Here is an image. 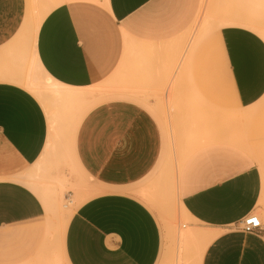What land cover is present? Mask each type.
Here are the masks:
<instances>
[{"label": "crops", "instance_id": "obj_1", "mask_svg": "<svg viewBox=\"0 0 264 264\" xmlns=\"http://www.w3.org/2000/svg\"><path fill=\"white\" fill-rule=\"evenodd\" d=\"M200 6L0 0V264H56L58 257L63 264L158 262L164 229L148 196L155 195L149 189L167 138L138 100H177L179 120L195 126L212 125L220 108L243 118L257 110L262 133L264 41L239 26L203 35ZM33 9L49 11L32 47L17 33ZM34 57L58 84L81 92L78 102L89 101L68 138L73 160L97 191L63 222L48 195L60 176L50 171L56 130L46 108L10 77ZM219 92L229 100H219ZM99 100L106 101L93 106ZM205 130L174 182L187 217L210 234L199 264H264V178L247 152ZM255 212L262 229L240 230L239 220Z\"/></svg>", "mask_w": 264, "mask_h": 264}, {"label": "rangeland", "instance_id": "obj_2", "mask_svg": "<svg viewBox=\"0 0 264 264\" xmlns=\"http://www.w3.org/2000/svg\"><path fill=\"white\" fill-rule=\"evenodd\" d=\"M34 12L35 9L33 12L29 10L26 13L17 33L18 39H24L32 47L34 42L31 23L36 19ZM234 18L244 19L246 24L243 28L255 32L264 41V33H261V31H264V0H201L196 20L197 29L204 35L221 28L220 25L223 22ZM250 21L254 24H250ZM34 61L36 62L35 57L21 72L27 80H32L44 86L43 74L47 73ZM22 85L38 99L44 111L45 108L47 112L48 109H52L56 114L55 130L57 133L55 132V134L57 135L54 134L53 136L52 150L55 154L50 161V171L60 172V176L53 182V191L50 188L48 195L54 198V207L60 222H63L65 212L66 214L68 211L72 212L78 204L97 191V187L88 181L73 160L68 138L71 126L77 122L78 117L88 106L89 101L66 103L58 99L57 96L50 95L49 89H43L42 98L26 85ZM58 88L62 92L64 91L63 94L65 93L66 96L68 93V98L72 97L71 100H77L73 97L75 93H72L76 90L66 89L65 86L60 84ZM219 100H229V96L227 94L222 96L219 92ZM262 100H264V97ZM103 101L106 100H99L93 103V106ZM138 101L151 112L159 124L164 126L167 138V152L163 164L153 173L156 181L149 189L150 191L154 190L155 195L148 196L149 200L146 198L158 222H162L164 229L163 237L161 232V250L156 264H199L201 255L210 241L200 238L196 232L197 230L200 232L208 229L193 223L179 203L174 183L176 169L182 158L196 144L205 139L203 136L207 128L208 134L206 136L216 135L217 133L218 136H223L219 138H224L247 152L259 167L264 178V124L260 134L257 110L249 117L243 118L241 112L238 115H233L227 109L220 108L217 119L212 122V125L209 122L206 124L202 120L195 126L192 123L188 124L184 120H179L177 100H153V103H149L148 100ZM185 113H188V111L186 110ZM158 188L160 191H157ZM69 191L71 195L68 194ZM143 194L142 196L145 198L146 196ZM254 214L257 215L256 212ZM185 233L186 236H184ZM56 264H63L59 257Z\"/></svg>", "mask_w": 264, "mask_h": 264}, {"label": "bare ground", "instance_id": "obj_3", "mask_svg": "<svg viewBox=\"0 0 264 264\" xmlns=\"http://www.w3.org/2000/svg\"><path fill=\"white\" fill-rule=\"evenodd\" d=\"M34 11V9L32 10V12ZM49 10L48 9H42V10H36L35 9V16H36V19H34V21L31 23V28H32V38H33V42H35V35H36V31H37V29H38V26H39V23H40V21L42 20V18L45 16V14L48 12ZM37 12V13H36ZM32 18V17H31ZM247 20V19H246ZM250 24H254L253 22H249ZM245 24H246V21L244 20V19H237V18H234L233 20H229V21H227V22H223L222 23V25H220L221 27L222 26H240V27H243V26H245ZM262 30V29H261ZM31 31V30H30ZM264 33V31H261V33ZM259 33H260V31H259ZM260 33V34H261ZM262 33V34H263ZM30 34V33H29ZM261 36H263V35H261ZM263 38V37H262ZM34 46V45H33ZM35 56V55H34ZM36 60V59H35ZM34 63H37V62H35L34 61ZM38 65V64H37ZM42 72V71H41ZM44 72V71H43ZM43 78H44V86L43 85H41L40 83H37V82H33L32 80H27V78H26V76L23 74V72H20V73H18V75H16V76H14V75H11L10 77H15V78H17L22 84H24V85H26L27 87H29L30 89H32V91H34L37 95H40L42 98H43V96H42V92H43V89H46V90H48V92L50 93V95H54V96H57L58 97V99H61V100H65L64 102H68V100H69V102L71 101V99H72V97H69L68 98V96H69V94L67 93V96H66V94L64 93L63 94V92L61 91V89H59L58 88V83L53 79V78H51L50 76H48V74H43ZM63 86V85H62ZM66 86V85H65ZM69 87V86H68ZM68 87H66V89L68 88ZM62 88V87H61ZM71 88V87H70ZM66 89H64L65 91H66ZM72 90H76V89H72ZM72 90H71V92H72ZM70 92V91H69ZM72 93H75V95L73 96L74 98H77V101H76V99H75V101L76 102H78V100L79 99H81V92H79V90L77 91H74V92H72ZM87 95V94H86ZM71 96H72V94H71ZM44 100V99H43ZM60 100V101H61ZM73 101H74V99H73ZM83 101V100H82ZM84 102V101H83ZM70 103H72V102H70ZM48 114H49V119H50V122H51V126L50 127H52L51 129H52V131H53V129H55V125H56V122H57V120H56V114H55V112L52 110V109H48ZM54 133L56 132V131H53ZM54 135V134H53ZM55 135H57V134H55ZM49 144V143H48ZM182 210V209H181ZM195 231V230H194ZM205 232V230H201L200 232H198V230H197V232H196V234H197V236H199L200 238H204L205 239V237H207L208 235H210V234H208L209 232L206 230V232H208V233H204ZM212 230H210V232H211ZM183 234V233H182ZM184 236H186V233H185V235ZM197 236H195V237H197ZM183 238V237H182ZM185 238V237H184ZM197 239V238H196ZM180 240V239H179ZM181 240H184V239H181ZM206 240V239H205ZM208 240V239H207ZM185 241V240H184ZM206 243V242H205ZM201 250V249H200Z\"/></svg>", "mask_w": 264, "mask_h": 264}, {"label": "built area", "instance_id": "obj_4", "mask_svg": "<svg viewBox=\"0 0 264 264\" xmlns=\"http://www.w3.org/2000/svg\"><path fill=\"white\" fill-rule=\"evenodd\" d=\"M262 221L255 214H247L239 220L237 227L243 232L251 233L262 229Z\"/></svg>", "mask_w": 264, "mask_h": 264}]
</instances>
